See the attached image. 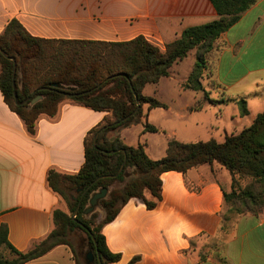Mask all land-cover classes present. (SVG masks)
<instances>
[{
    "label": "crops",
    "instance_id": "crops-1",
    "mask_svg": "<svg viewBox=\"0 0 264 264\" xmlns=\"http://www.w3.org/2000/svg\"><path fill=\"white\" fill-rule=\"evenodd\" d=\"M14 19L41 39L121 43L142 36L165 50L186 29L215 21L218 14L210 0H0V36ZM216 46L209 71L220 99H210L209 105L224 107L219 111L226 122L219 130L225 142L264 112V0L247 10ZM241 101L247 115L239 109ZM229 103L238 108L228 112ZM201 106L190 102L184 109ZM153 110L143 106L146 120ZM112 120L109 112L65 103L56 117H41L31 133L0 90V227L7 226L16 250L26 252L45 239L54 227V212L66 211V202L48 185L49 172L79 173L86 138ZM131 127L116 134L125 145L138 147L142 144L136 146L130 138ZM149 142L143 146L152 160L166 157L169 141L163 150ZM161 180L162 199L155 209L131 199L104 226L108 248L121 255L113 264H130L134 258V264H264V212L223 227V188L232 181L227 169L217 163L201 165L185 174L166 172ZM26 264L75 260L69 246L59 245Z\"/></svg>",
    "mask_w": 264,
    "mask_h": 264
},
{
    "label": "trees",
    "instance_id": "trees-1",
    "mask_svg": "<svg viewBox=\"0 0 264 264\" xmlns=\"http://www.w3.org/2000/svg\"><path fill=\"white\" fill-rule=\"evenodd\" d=\"M259 0H210L218 19L188 28L165 50L140 36L128 42L46 40L30 35L18 20H12L0 36V90L8 106L35 132L38 120L56 117L65 103L112 114V121L92 130L85 141V163L74 175L50 171L48 185L68 205L72 213L80 204L75 219L62 210L53 214L50 234L26 252L16 250L8 240L6 225L0 227V264H26L41 258L59 245L70 247L75 264H83L73 245L66 240L73 230L85 232L93 250L92 264H113L121 255L110 251L103 235L105 225L116 219L131 199L140 200L149 210L162 199V174L187 173L201 165L217 163L231 175V185L223 188L221 218L224 229L236 218L264 212V112L253 124L225 142L215 140L181 143L172 139L167 155L152 160L145 147H129L119 135L126 125H136L149 110L166 108L159 100L144 95L149 84L170 76L172 66L196 51V68L183 84L185 89L201 91L204 71L209 70L211 53L221 36ZM17 73L13 80L14 61ZM58 87L54 88L52 85ZM15 92L17 100L15 99ZM37 97L41 100L30 102ZM137 100L140 101L139 110ZM26 101H28L26 103ZM247 115L245 102H240ZM145 132H157L147 123ZM98 135L96 146L94 137ZM126 160L123 171L120 169ZM117 186V187H116ZM107 189L97 209L85 214L94 194ZM77 200L73 202L71 195ZM100 218V219H99ZM99 220V221H98ZM134 258L130 264H134Z\"/></svg>",
    "mask_w": 264,
    "mask_h": 264
},
{
    "label": "rangeland",
    "instance_id": "rangeland-1",
    "mask_svg": "<svg viewBox=\"0 0 264 264\" xmlns=\"http://www.w3.org/2000/svg\"><path fill=\"white\" fill-rule=\"evenodd\" d=\"M196 62V51L193 50L187 58L176 62L172 66L168 78L162 79L159 84H150L145 88V95L161 101L166 105V108H156L150 113L148 120L143 118L141 123L131 125L132 127L129 129L130 138L135 141L134 144L136 146L139 144L143 145L149 140L151 146L157 150H163L171 139L175 138L185 143H193L196 139L205 142L208 141L212 133L216 141L219 143L224 142L223 131L219 130L223 123L226 122L224 114H221L219 111L223 110L224 107H220L218 103L211 107L209 105L210 99L215 101L220 99L212 73L209 70H206L207 72L204 71L206 75L201 80L203 89L199 92H194L183 87V84L193 74ZM190 102L194 106L202 105V108L184 109L185 105ZM238 106L242 110V106ZM238 106L235 103H229L228 112L236 110ZM147 123L156 127L158 131L155 133H145L142 128ZM111 135L114 136L116 133ZM71 200L73 202L77 200L75 194L71 195ZM96 209L98 213H101L99 206ZM65 212L73 217V213L69 210L67 203ZM86 239L88 240L85 232L78 229L69 232L68 236H66V240L73 245L82 263L92 264L93 262H87L85 254H81L79 251V246L83 245V240Z\"/></svg>",
    "mask_w": 264,
    "mask_h": 264
},
{
    "label": "water",
    "instance_id": "water-1",
    "mask_svg": "<svg viewBox=\"0 0 264 264\" xmlns=\"http://www.w3.org/2000/svg\"><path fill=\"white\" fill-rule=\"evenodd\" d=\"M0 53H2L6 58H9L8 55L5 54L4 52L0 51ZM10 59H12L14 61L13 80H14V87H15L16 86V84H15V77H16V73H17V65H16V62H15V60L13 58H10ZM52 87L56 88L58 86L56 84H54V85H52ZM15 99L17 100V94H16V92H15ZM39 100H41V97L35 98L30 103L31 104H35ZM27 102L28 101H26V103ZM137 105H138V109L134 113H136L139 110V108H140V101L139 100H137ZM98 135L99 134H97L94 137V146H96V141H97ZM125 163H126V160L124 161V163H123V165H122V167L120 169V173L123 171L124 166H125ZM107 193H108V190L107 189H102L99 192H97L96 194H94L92 196L91 200H90V204H89L90 206L85 210V214L86 215H89L90 213H92L93 211H95V209L99 206L100 200L104 199L107 196ZM79 209H80V204L78 205V207L74 211L72 219H75L76 215L78 214ZM88 259H89V262H93L94 261L93 250L91 252H89Z\"/></svg>",
    "mask_w": 264,
    "mask_h": 264
},
{
    "label": "flooded vegetation",
    "instance_id": "flooded-vegetation-1",
    "mask_svg": "<svg viewBox=\"0 0 264 264\" xmlns=\"http://www.w3.org/2000/svg\"><path fill=\"white\" fill-rule=\"evenodd\" d=\"M87 241H88L87 239L86 240H83V245H80L79 246V251H80L81 254L82 253L85 254V260L87 262H89L88 254H89V252L92 251V249H91V247L89 245V242H87Z\"/></svg>",
    "mask_w": 264,
    "mask_h": 264
}]
</instances>
